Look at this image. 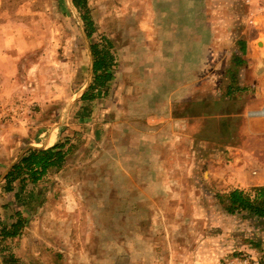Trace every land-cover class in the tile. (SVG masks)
<instances>
[{
	"label": "rangeland",
	"instance_id": "rangeland-1",
	"mask_svg": "<svg viewBox=\"0 0 264 264\" xmlns=\"http://www.w3.org/2000/svg\"><path fill=\"white\" fill-rule=\"evenodd\" d=\"M86 1L90 36L73 0H0V230L25 220L0 264L264 262V218L227 200L264 187V0ZM57 143L61 167L5 191Z\"/></svg>",
	"mask_w": 264,
	"mask_h": 264
},
{
	"label": "trees",
	"instance_id": "trees-1",
	"mask_svg": "<svg viewBox=\"0 0 264 264\" xmlns=\"http://www.w3.org/2000/svg\"><path fill=\"white\" fill-rule=\"evenodd\" d=\"M74 6L83 14L82 19L85 23L88 36L94 31L93 20L87 12L86 0H73ZM92 52L95 57L94 62V84L104 86L111 78V72L109 70L108 54L99 50L98 44L92 46ZM89 93L83 95L86 98ZM66 143H57L49 148H29L27 149L21 158L12 166L9 172L6 174L4 180V189L7 192L14 190V183H20V187L25 181H31L33 183L41 179V177L51 168L61 167L69 154V149L64 150ZM258 197L251 201L247 198L242 190L234 189L227 195L228 209L229 211L236 210H248L254 215L264 218V187L256 189ZM21 192L15 194L16 198L20 199ZM17 219L10 226H3L0 230V237H14L25 226V220L21 215V212H16ZM262 264L264 262L260 260Z\"/></svg>",
	"mask_w": 264,
	"mask_h": 264
},
{
	"label": "crops",
	"instance_id": "crops-1",
	"mask_svg": "<svg viewBox=\"0 0 264 264\" xmlns=\"http://www.w3.org/2000/svg\"><path fill=\"white\" fill-rule=\"evenodd\" d=\"M182 2V1H181ZM180 2V3H181ZM196 1H193V3L191 4V0H189V2H185V0H183V4L184 5H182V10H184L186 7H195L196 6V3H195ZM187 3V4H186ZM185 5H186V7H185ZM180 14V12L177 14V16ZM258 42H257V44H258V46H260L259 48H260V50H259V52H258V57L256 56V58L255 57H253L252 56V61H253V65L255 66V68L252 70V72L253 73H263L264 74V40H263V38L262 37H260L258 40H257ZM259 42H261L262 44L260 45L259 44ZM247 45H248V50H249V52H251V48H250V46H249V40H247ZM263 48V49H262ZM241 53H243L244 54V49L242 50L241 49ZM251 54V53H250ZM242 57H244V56H242ZM249 60H251V59H249ZM38 146H42V145H38Z\"/></svg>",
	"mask_w": 264,
	"mask_h": 264
},
{
	"label": "built area",
	"instance_id": "built-area-1",
	"mask_svg": "<svg viewBox=\"0 0 264 264\" xmlns=\"http://www.w3.org/2000/svg\"><path fill=\"white\" fill-rule=\"evenodd\" d=\"M256 0H249V2H255ZM219 264H262L258 258L255 257H233L230 259H226Z\"/></svg>",
	"mask_w": 264,
	"mask_h": 264
},
{
	"label": "bare ground",
	"instance_id": "bare-ground-1",
	"mask_svg": "<svg viewBox=\"0 0 264 264\" xmlns=\"http://www.w3.org/2000/svg\"><path fill=\"white\" fill-rule=\"evenodd\" d=\"M259 44L261 45L262 43L261 42H259ZM253 115H258V114H260V112H254V113H252ZM263 114H264V112H263Z\"/></svg>",
	"mask_w": 264,
	"mask_h": 264
}]
</instances>
